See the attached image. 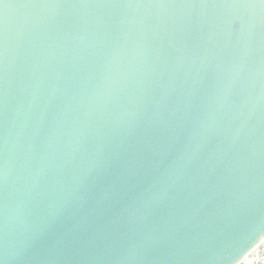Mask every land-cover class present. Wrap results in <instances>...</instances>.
<instances>
[{
	"label": "water",
	"instance_id": "1",
	"mask_svg": "<svg viewBox=\"0 0 264 264\" xmlns=\"http://www.w3.org/2000/svg\"><path fill=\"white\" fill-rule=\"evenodd\" d=\"M263 239L261 0H0V264Z\"/></svg>",
	"mask_w": 264,
	"mask_h": 264
},
{
	"label": "built area",
	"instance_id": "2",
	"mask_svg": "<svg viewBox=\"0 0 264 264\" xmlns=\"http://www.w3.org/2000/svg\"><path fill=\"white\" fill-rule=\"evenodd\" d=\"M241 264H264V239L246 256Z\"/></svg>",
	"mask_w": 264,
	"mask_h": 264
},
{
	"label": "snow or ice",
	"instance_id": "3",
	"mask_svg": "<svg viewBox=\"0 0 264 264\" xmlns=\"http://www.w3.org/2000/svg\"><path fill=\"white\" fill-rule=\"evenodd\" d=\"M262 3H264V0H261Z\"/></svg>",
	"mask_w": 264,
	"mask_h": 264
}]
</instances>
